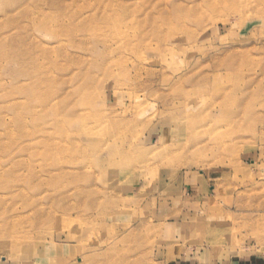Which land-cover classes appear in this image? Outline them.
Returning a JSON list of instances; mask_svg holds the SVG:
<instances>
[{
  "label": "rangeland",
  "instance_id": "1",
  "mask_svg": "<svg viewBox=\"0 0 264 264\" xmlns=\"http://www.w3.org/2000/svg\"><path fill=\"white\" fill-rule=\"evenodd\" d=\"M29 1L0 0V44L59 66L45 105L0 86V264L263 259L264 0H63L92 37L42 31ZM199 171L215 189L191 204Z\"/></svg>",
  "mask_w": 264,
  "mask_h": 264
},
{
  "label": "bare ground",
  "instance_id": "2",
  "mask_svg": "<svg viewBox=\"0 0 264 264\" xmlns=\"http://www.w3.org/2000/svg\"><path fill=\"white\" fill-rule=\"evenodd\" d=\"M50 9H53V11L49 12L48 10ZM18 13L24 17L30 16V19L38 22L37 25L39 26V28L48 34H57V31L55 29L56 27L52 26L54 24L53 21L57 20L56 22H59L60 24H58L60 26V28L58 27V31L61 30L62 32H66L68 34L77 31L78 34L79 32H81L82 34L84 33V35H87L90 33L88 31L87 24L89 22H94L96 19L93 15H84L82 13V9L72 8V4L64 2L63 0H51L43 2L42 4H40L37 0H30L27 5H23L18 9ZM171 32L172 34H174V29L170 30V35ZM90 34L92 37L93 33ZM73 37H75V35ZM73 37L70 38L73 39ZM97 40L99 39H94V41ZM3 44H5V46ZM62 44L63 48H66V44ZM7 45L8 44L6 43L0 44V86L7 87L9 83H13L14 85H16V87L8 91L6 95H3V98L10 99L14 95L19 94L18 96L22 98V101H20V103L23 104L26 110H30L32 108V105L35 104L38 100H40L41 105H45L46 103H48V100L46 99L48 97L42 96L40 94L43 90L42 88L46 85V75L49 70L48 68L50 63L51 65H53V68L59 66L57 62L53 61V52L55 51L51 52L52 49H50V51L47 50L46 47L40 42L34 46L33 50H27V48H23L21 46L20 49L16 51L12 48L14 47V44L10 43L8 46ZM66 53V50H64V54ZM12 59L18 63L19 67L17 69L13 70L8 67ZM46 59H48V61L50 62H46L48 65H46L45 63ZM99 65L100 64H95V67H98ZM127 71L129 72V70ZM20 80L28 81L23 82L21 86H18L17 82H19ZM88 88H90V85L87 84L83 85L80 88L85 95L84 105L88 104V99L86 97V94L89 93ZM201 89L204 88H202V86L196 85L195 91H200ZM189 92L191 94L192 90H190ZM89 98L92 99V96H89ZM1 107L2 106H0V111L4 108L2 107L1 109ZM10 108H13V106L7 107L8 110ZM54 112H56V109ZM69 119L72 120V115L69 117ZM9 137L15 138L12 133H9ZM26 149H31V145L25 144L24 150Z\"/></svg>",
  "mask_w": 264,
  "mask_h": 264
},
{
  "label": "crops",
  "instance_id": "3",
  "mask_svg": "<svg viewBox=\"0 0 264 264\" xmlns=\"http://www.w3.org/2000/svg\"><path fill=\"white\" fill-rule=\"evenodd\" d=\"M215 179L216 174L210 171H199L197 174L189 175L182 193H185L191 204L208 201L215 189V183H213ZM219 264H264V258L258 256L230 258Z\"/></svg>",
  "mask_w": 264,
  "mask_h": 264
}]
</instances>
